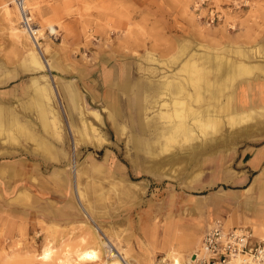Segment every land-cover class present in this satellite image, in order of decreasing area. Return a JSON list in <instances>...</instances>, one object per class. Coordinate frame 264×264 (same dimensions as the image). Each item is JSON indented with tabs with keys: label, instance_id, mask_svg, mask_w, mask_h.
I'll list each match as a JSON object with an SVG mask.
<instances>
[{
	"label": "rangeland",
	"instance_id": "obj_1",
	"mask_svg": "<svg viewBox=\"0 0 264 264\" xmlns=\"http://www.w3.org/2000/svg\"><path fill=\"white\" fill-rule=\"evenodd\" d=\"M196 1L27 0L36 28L42 30L36 42L20 28L12 0H0V264H88L77 261L74 252L95 248L97 238L111 239L130 264H150L152 259L160 264L194 231L196 244L180 251L193 255L199 249L213 222L190 189L207 181L222 155L264 142V119L251 126H223L219 135L206 140L185 143L175 136L156 143L157 130L179 119L172 101L165 110L170 117L161 118L153 100L163 75L179 81L192 74L182 68L188 59L200 65L221 54L264 64V0H207L194 14ZM181 45L186 46L182 56ZM247 51L248 59L241 55ZM32 53L51 68L35 65ZM106 54L138 67L130 113L123 101L106 99ZM255 74L259 76L237 78L223 91L225 97L244 83L264 79ZM67 83L78 94L76 106L62 88ZM47 84L53 92L50 101H42L37 91ZM188 90L194 93L191 85ZM113 93L126 96L115 88ZM180 98L194 107L204 104ZM114 104L121 105L123 118L112 110ZM83 125L86 140L79 135ZM136 137L155 147L150 152L135 145ZM42 139L51 146L43 152L38 146ZM262 169L253 199L256 213L237 226L257 239L264 238L258 232L264 231ZM92 229L99 230L97 237ZM46 248L52 252L45 261L41 254ZM105 250V261L116 259Z\"/></svg>",
	"mask_w": 264,
	"mask_h": 264
},
{
	"label": "bare ground",
	"instance_id": "obj_2",
	"mask_svg": "<svg viewBox=\"0 0 264 264\" xmlns=\"http://www.w3.org/2000/svg\"><path fill=\"white\" fill-rule=\"evenodd\" d=\"M8 16H10V15H8ZM13 31H14V36H15L16 40H20L22 38V36L18 33V30L16 28H12V32ZM40 31H42V30L39 29V27H38V29H36V33L40 32ZM127 33H126V35H127ZM35 41H36V39H35ZM185 50H186V46L181 45V47H180L181 56L185 53ZM248 53H250V52H248V51L245 53L243 52V53H241V55L244 56V58L248 59L249 58ZM31 55L35 57L33 59H34L35 65H37L38 67H41V68L44 67V69H46V70L51 68L50 64H48V63L45 64L44 61L40 62L37 54L32 53ZM252 55H253V53H252ZM189 58H191V57H189ZM204 58H206V57L203 56V59ZM187 59H188V57H187ZM204 60H203V62H204ZM200 63H202V62H200ZM182 68H188L189 70L191 69V73L193 74V77H190V75H192V74H190L189 77H188V75L186 76L188 78L185 77L186 80L174 81V79H172V77L170 75H163L162 76L163 80H162L161 84L158 86L159 91L157 92V98L153 100L154 104L155 105L158 104V108L162 110L160 113L161 118H169L170 117V115H167L168 112H165V110L168 108L167 107L168 106L167 101L168 100L172 101L171 104L174 105L175 118L179 119L177 121L170 122L169 125L160 124L163 126H161L157 130L158 136L156 138V140H157L156 143H160V140H159L160 138H163V139L165 138V140L168 142V141L174 139L175 136L182 137L185 140V143L186 142L189 143V141H192L195 139L197 141V137H203L206 140L207 138H212L214 136L219 135L223 126H229L231 128H233V127L235 128L237 126L243 127L244 125H247V124L250 125L251 122H259L262 119H264V107L253 108L252 106L248 105L247 100L245 99V95H243L244 97L241 98L242 93H243L241 86L235 93V95H237V101L235 100V95L233 96V100H232V95H230L228 93V94H226V97H225V92H223V91H227V90L229 91L231 89V87L233 86V82H235L237 80V78H239L241 76H246V75H250V74L254 73V77H255V76H259L255 73L264 74V64H261V63L252 64L249 62L248 63H246V62L242 63L240 61L233 59L232 57L221 55V54H216V55H211V56L207 57L206 62H204L203 64H200V65L195 64L190 59H188L186 62H184V64H182ZM188 69H187V71L189 72ZM188 85H191V87L193 88V92H194L193 94H191L190 91L188 90ZM258 89H259V87L257 88V90ZM37 92L39 93V95L41 97L40 99H42V101L43 100L44 101H47V100L50 101L49 93L51 95L53 90L50 87V85L47 84L44 88L39 89ZM206 92H207V94H206ZM180 97L187 98V100L189 99L194 103L204 102V104L198 105L197 107H194L192 105V103L189 104L186 101L185 102L180 101V99H181ZM224 97L226 98L225 101L223 100ZM230 100H232V104H231ZM159 102L160 103L162 102V104H160ZM138 107H140V104ZM176 107H177V109H175ZM1 112H2V110H0V113ZM178 113H179V115H178ZM51 114L57 120L56 113L53 110H51ZM96 117H97V114H96ZM187 119L189 121H187ZM4 122H5V120H4ZM51 122H53V121H51ZM0 124H3V123H1V120H0ZM17 126L19 128H22V125L20 126L18 123H17ZM58 127H59V123H58ZM248 128H250V127H248ZM22 129L24 130V128H22ZM58 130L59 129L56 128L57 137H59L58 136L59 135ZM231 130H229V131L231 132ZM233 131L234 130H232V132ZM238 132H240V131H238ZM244 133H245V131H244ZM79 135L81 136V138H84L85 136L87 137L86 128L84 125H83V129L81 131H79ZM239 136H241V134ZM230 138H232V137H230ZM40 139H41V137H40ZM220 139H221V137H220ZM91 140L92 139H89V141H91ZM176 140H178L179 144L182 142V140L180 138L179 139L177 138ZM180 140H181V142H180ZM199 140L200 139H198V141ZM149 142H148V145L146 146L145 143H143V140L141 138L136 137L134 144L139 146V147L140 146H144V147L146 146L147 151L151 152V149L154 148L155 146ZM76 144H77V140H75L74 146H76ZM166 145L167 144H165V146ZM38 146L37 147L39 149H41L42 152L47 150V149H50L49 144H47L43 139L40 140V142L38 143ZM208 147H209V144H208ZM170 165H173V164H170ZM182 165H183V163H182ZM168 168H170V167H168ZM174 169L177 170V168H174ZM168 170H170V169H168ZM176 172L177 171H175V173ZM178 172H179V169H178ZM173 174L171 173V177L174 176ZM77 188H78V183H77ZM75 197H77V200L81 199L82 193L80 192V190L77 189V191H75ZM97 231H99V230L95 229V231L93 232V229H92V232L95 235H96ZM97 235H96V237H97ZM110 240L100 241V239L97 238V244H96L95 248L76 250L74 253L76 255L77 261L85 262L88 264H130V262L126 258V253H124L123 250H120V248L118 246H116L114 244V242H112ZM105 248H109V253H110V254L108 253L109 256L115 257L116 259L105 261L103 258V254L105 253L104 251H106ZM190 248H192L191 244L186 246L185 250L190 249ZM112 250H115L116 253L112 252ZM180 250L181 249H179V251ZM179 251L177 252V251L170 250L167 253L166 258L162 259L159 263L160 264H187L189 262L192 254L186 255V254H183L181 251L180 252ZM51 252L52 251L50 248L44 249L42 254H41V257L43 258V260L45 259V261H46L50 257ZM150 264H156L154 259L151 260Z\"/></svg>",
	"mask_w": 264,
	"mask_h": 264
},
{
	"label": "crops",
	"instance_id": "obj_3",
	"mask_svg": "<svg viewBox=\"0 0 264 264\" xmlns=\"http://www.w3.org/2000/svg\"><path fill=\"white\" fill-rule=\"evenodd\" d=\"M112 60L114 62L109 65ZM139 80L138 67L133 66L125 58L119 60L106 54V99L109 98L111 101V97H113L115 103L123 101L124 108L130 113L132 108L130 97ZM240 86L244 87L245 99L249 106L253 108L264 107V79H253ZM62 88L68 94L73 105L76 106L78 94L73 85L67 83ZM114 88L126 96L115 95L113 93ZM233 96L234 92H232V100ZM120 107L121 105L118 107L114 104L112 110L115 114L118 112V117L123 118L126 114ZM52 134L54 135V133ZM262 167H264V142H259L257 145H246L237 150L235 154L222 155L217 161L215 172L209 175L207 181L190 189L192 196L200 199L201 205L203 204L205 207L211 222L223 221L227 230L237 228L249 218L247 214L256 213L257 202L253 203V199L256 190L259 191L260 178L258 174ZM39 190L41 193L44 192L41 187ZM192 210L194 211L195 208ZM258 232L264 234V231ZM256 234L258 233L256 232ZM254 240L258 239L254 237ZM194 241H197L195 231L182 240L179 249H186L189 244L193 247L196 244ZM169 249L175 248L170 246Z\"/></svg>",
	"mask_w": 264,
	"mask_h": 264
},
{
	"label": "built area",
	"instance_id": "obj_4",
	"mask_svg": "<svg viewBox=\"0 0 264 264\" xmlns=\"http://www.w3.org/2000/svg\"><path fill=\"white\" fill-rule=\"evenodd\" d=\"M207 0H197L192 11L197 14ZM19 15L20 28L36 39V25L27 0H12ZM187 264H264V238L254 240L253 234L243 228L226 230L221 221H214Z\"/></svg>",
	"mask_w": 264,
	"mask_h": 264
}]
</instances>
